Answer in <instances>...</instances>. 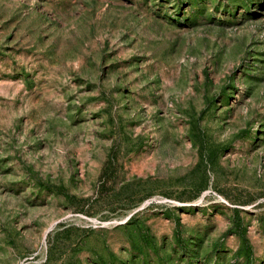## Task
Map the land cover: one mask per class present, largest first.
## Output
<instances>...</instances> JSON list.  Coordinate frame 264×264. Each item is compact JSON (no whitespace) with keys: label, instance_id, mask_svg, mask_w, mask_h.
<instances>
[{"label":"rangeland","instance_id":"374dc122","mask_svg":"<svg viewBox=\"0 0 264 264\" xmlns=\"http://www.w3.org/2000/svg\"><path fill=\"white\" fill-rule=\"evenodd\" d=\"M0 264H264V0H0Z\"/></svg>","mask_w":264,"mask_h":264}]
</instances>
